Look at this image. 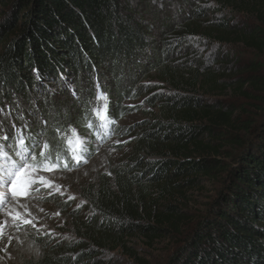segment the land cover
I'll use <instances>...</instances> for the list:
<instances>
[{
  "label": "trees",
  "instance_id": "obj_1",
  "mask_svg": "<svg viewBox=\"0 0 264 264\" xmlns=\"http://www.w3.org/2000/svg\"><path fill=\"white\" fill-rule=\"evenodd\" d=\"M141 77L153 112L112 183L87 194L74 255L23 264H118L104 255L117 248L147 264L127 241L175 235L164 264H264V0H0V111L49 114L43 99L63 95L88 114L96 87L113 101L110 84L120 99ZM50 119L63 159L55 134L75 124ZM207 182L215 196L184 232L181 205Z\"/></svg>",
  "mask_w": 264,
  "mask_h": 264
},
{
  "label": "rangeland",
  "instance_id": "obj_2",
  "mask_svg": "<svg viewBox=\"0 0 264 264\" xmlns=\"http://www.w3.org/2000/svg\"><path fill=\"white\" fill-rule=\"evenodd\" d=\"M110 80L113 83L114 80L112 78ZM151 80L152 78L141 77L130 93L120 99L114 92L121 91L122 87L114 88L110 84L108 88L115 97L113 101H108L106 92L101 93L96 87L88 114H83L77 101L66 102L63 95H57L60 104L54 106L47 97L43 99L42 102L45 109L50 111L51 119L65 116L69 119L67 123L72 121L75 124L74 127L69 126L66 131L56 132L55 136L62 139L64 146L67 147L64 151H67L69 146L66 140L71 138L75 143L77 139V136L73 135L75 129L79 137L86 141L84 148L87 151L83 152L82 159L87 160V163H80L77 166L70 161L68 169L61 168L51 174L42 173L47 179L52 180L56 187L49 189L48 186L43 185L37 187L35 191L30 188V195L19 199V204H26L28 207L16 208L14 211H20L22 214L31 212V216L26 215V218L34 219L35 227L21 222V227L17 230L13 227L10 217L0 214V221L4 222L3 234L0 235V264L39 263L50 254L74 255L67 252V246L80 240V232H85L82 222L94 215L87 194L94 192L101 181L112 183L113 170L126 164L134 150L140 125L153 112L146 102L149 96L148 86L155 83ZM114 101L117 103H113ZM22 107L24 106L19 105L18 115L11 110L0 111V137L12 135L11 137L14 138L12 125L15 124L16 128L20 129L24 122L18 119L23 120L22 118L28 122V129L31 132L43 134L42 128L46 126L45 121L49 114H40L42 108L37 104H30L26 109ZM96 109H100L101 112L110 109L104 121L95 116ZM83 126H86L93 135L89 132L85 133ZM4 151V146L0 145V156ZM3 162L0 159V163ZM217 188L218 185L214 182H207L203 190H193L187 195L181 207L191 220L187 222L188 225L185 224L184 232L196 218L206 212ZM0 193L11 199L10 192L5 189L0 188ZM13 203L6 204V207L13 209ZM178 239H181L180 236L175 235L155 241L150 246L133 239L127 241V246L147 264H164L176 248ZM110 246L108 244L107 248L109 249ZM104 255L106 258H114L118 264H135L133 258L125 254L121 248L108 251Z\"/></svg>",
  "mask_w": 264,
  "mask_h": 264
},
{
  "label": "snow or ice",
  "instance_id": "obj_3",
  "mask_svg": "<svg viewBox=\"0 0 264 264\" xmlns=\"http://www.w3.org/2000/svg\"><path fill=\"white\" fill-rule=\"evenodd\" d=\"M36 71L38 72V70ZM72 91L75 92V89H72ZM109 110L105 109L101 112L100 109H96L95 116L104 121ZM12 127L14 130V143H9L10 138L8 135L0 137V145L5 148L2 156H0V159L4 161L0 163V188L10 192L11 196L9 200L7 195L0 193V214H6L10 217L13 221V227L19 230L21 222L24 225L35 227L34 219L26 218V215L31 216V212L22 214L20 211H14L16 208L28 207L26 204H19V199L28 197L30 188L32 191L43 185L48 186L49 189L55 188V183L47 179L42 173L51 174L61 168L68 169L70 161L77 166L80 163H87V160L82 159V154L87 149L84 148L86 141L80 138L79 134L73 129V135L77 136V139L75 143L71 138L66 140L69 148L65 151L64 158L61 159L52 150L55 148V144L50 146L48 139L43 137L42 133L31 132L28 129L27 121L20 129H17L15 124ZM38 164L41 166L38 167ZM8 203H13V209L6 207ZM3 227L4 222L0 221V235L3 234ZM9 239L11 240V238Z\"/></svg>",
  "mask_w": 264,
  "mask_h": 264
}]
</instances>
